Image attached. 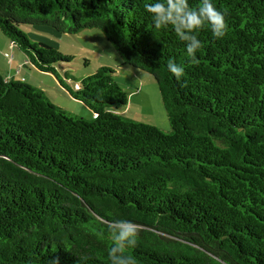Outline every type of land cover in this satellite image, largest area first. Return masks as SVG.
Wrapping results in <instances>:
<instances>
[{"label":"trees","instance_id":"16d2710c","mask_svg":"<svg viewBox=\"0 0 264 264\" xmlns=\"http://www.w3.org/2000/svg\"><path fill=\"white\" fill-rule=\"evenodd\" d=\"M155 2L0 0L1 33L94 114L0 73V264H110L115 220L140 227L126 249L137 264H264V0H211L227 34L197 30L195 60L172 25L154 26ZM25 26L100 30L122 66L154 77L171 131L117 112L115 70L61 74L73 57Z\"/></svg>","mask_w":264,"mask_h":264},{"label":"rangeland","instance_id":"374dc122","mask_svg":"<svg viewBox=\"0 0 264 264\" xmlns=\"http://www.w3.org/2000/svg\"><path fill=\"white\" fill-rule=\"evenodd\" d=\"M22 30L32 41L48 44L61 53L73 57L70 63L61 64L65 66V70L59 68L61 74L68 71L75 78L81 79L95 73L103 66L115 70L113 74L115 82L128 94V105L117 112L127 118L152 124L162 131H171L167 112L154 77L143 70L127 65L122 66L116 49L100 30L85 29L73 35L59 33L47 26L35 28L25 26ZM0 34H2L1 31ZM0 53L10 57L9 50L0 51ZM28 68L24 69L25 74H32L36 79L25 78L18 81L42 88L53 104L74 115L85 119L94 117L93 112L84 103L74 99L60 86L55 76L41 72L32 66Z\"/></svg>","mask_w":264,"mask_h":264},{"label":"clouds","instance_id":"9594fccd","mask_svg":"<svg viewBox=\"0 0 264 264\" xmlns=\"http://www.w3.org/2000/svg\"><path fill=\"white\" fill-rule=\"evenodd\" d=\"M151 13L154 26L157 29L172 25L178 38L186 43L187 56L195 60L196 53L201 49V41L197 37V30L210 27L213 37L222 39L227 34L225 16L217 10L211 0H201L198 8L193 9L189 0H157L155 3L144 5ZM168 70L179 81L184 73L183 67L172 59L168 60ZM112 246L108 250L110 264H137L135 258L126 252L134 248L140 227L128 220H115L109 223ZM87 257L79 256L77 264H82ZM48 264H60L59 257L50 259Z\"/></svg>","mask_w":264,"mask_h":264},{"label":"crops","instance_id":"0c3cea01","mask_svg":"<svg viewBox=\"0 0 264 264\" xmlns=\"http://www.w3.org/2000/svg\"><path fill=\"white\" fill-rule=\"evenodd\" d=\"M6 50H9L10 57L4 56L0 53L1 74L13 80H25V78L35 80L36 77L32 76V74H25L26 71L24 69H29L28 67L32 66L28 62L25 54L21 51L19 52V50L4 35L0 34V51L2 52Z\"/></svg>","mask_w":264,"mask_h":264}]
</instances>
